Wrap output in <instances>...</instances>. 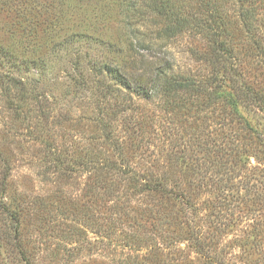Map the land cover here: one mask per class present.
Masks as SVG:
<instances>
[{"label": "rangeland", "instance_id": "1", "mask_svg": "<svg viewBox=\"0 0 264 264\" xmlns=\"http://www.w3.org/2000/svg\"><path fill=\"white\" fill-rule=\"evenodd\" d=\"M162 1L170 14L126 26L117 0H0V44L42 59L23 72L39 100L0 83V264H264V0L252 36L237 0ZM208 1L251 87L232 104L144 97L91 66L203 80L215 64L205 32L164 27L173 10L205 20ZM151 176L168 194L136 185Z\"/></svg>", "mask_w": 264, "mask_h": 264}, {"label": "trees", "instance_id": "2", "mask_svg": "<svg viewBox=\"0 0 264 264\" xmlns=\"http://www.w3.org/2000/svg\"><path fill=\"white\" fill-rule=\"evenodd\" d=\"M143 1H147L144 6L137 5L134 0H117V3L119 4V15L121 16L118 19L119 22L121 24L129 26L131 20L144 19V17L146 16V12H148L149 10L158 12L159 14L171 13V8L167 5L168 1H166V3H163L162 0ZM237 1L239 5V20L242 24L243 29H245V31L249 33L250 36H252L254 35L253 31L255 29V23H253V21L259 14V11H257L259 5L255 4L256 0ZM200 4L205 8V20L198 19L196 22L190 21L189 23L187 17L181 16L179 12H175V10H173L175 15L167 17L168 23L164 28L168 32H172L171 34H174L177 31H182L188 26L195 27L197 30L202 29L205 32V36L208 37L209 42L212 46V49L209 52L210 56L206 57L205 60H214L215 64L213 65L211 75L207 76L203 80H198L194 77L190 78L182 75L175 76L171 74L170 66L162 65L156 67V69L153 70V76L150 81L144 82L143 77L139 79H133L131 76L129 77L123 73H120V67L113 66L105 62H98V60H93L91 58L85 60V63L81 65L79 76L82 80H84L86 72L88 71V69L90 70V66H88V68L87 64L93 60L94 62L91 66L95 68V72L97 75L106 74L110 76V78L116 83L122 85L126 89H129V92L133 91L143 95L144 97L149 96L150 92H152L154 88H159V90L167 92V94L188 92L189 94H193V96L197 98L199 102L200 100L210 99L212 104L219 103L220 105L224 106L227 104H232L233 97L238 98V88L250 89L251 87L248 84L242 83L244 72L239 63L238 67L236 64L228 63V58L231 56L232 52L227 48V45L224 47L225 42L221 39L222 35L226 32V26L223 24V20L221 21L220 19L217 5L210 1L206 3L200 2ZM170 6L172 5L170 4ZM90 39L92 41L97 40L93 42H98V39L93 36L84 37L80 41L84 43H91L89 42L91 41ZM255 43L260 47H256ZM255 43L253 44L258 49L263 46L258 41ZM106 44L108 45L106 46L104 52H107L110 47L112 48V46H114L110 43ZM13 49L0 44V83L2 84V86L11 84L13 87H16L17 90L19 89L21 94L28 93L32 95H29L32 100H39L37 99V87L26 86V84H29V80L28 78H26V76L23 75V72L29 71L31 69H41L39 65L40 61L42 60L41 57H37L34 59L30 56H19ZM259 52L264 58V47ZM86 56L84 55V59ZM94 57L96 58L98 56L94 55L93 58ZM208 86H210V88H208ZM5 88L9 87L6 86ZM8 101L10 102V104H12L10 98L8 99ZM14 108L16 111L19 107H12V109ZM102 165H105V163L101 164V166ZM141 178L142 182L140 183V181L137 180L136 185H144L149 190L168 194L169 190L165 183H161L159 180L152 178V176L149 178H145L144 181L143 177Z\"/></svg>", "mask_w": 264, "mask_h": 264}]
</instances>
